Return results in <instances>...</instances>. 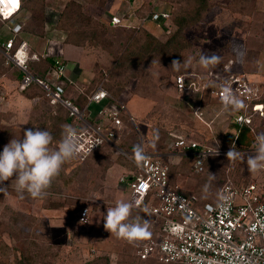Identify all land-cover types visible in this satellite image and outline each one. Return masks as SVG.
<instances>
[{"label": "rangeland", "instance_id": "374dc122", "mask_svg": "<svg viewBox=\"0 0 264 264\" xmlns=\"http://www.w3.org/2000/svg\"><path fill=\"white\" fill-rule=\"evenodd\" d=\"M125 1L126 0H44V7L42 9L44 27H33L31 29V35H33L31 43L32 49L34 50L36 48L35 50L41 52L45 47L47 39L58 38L57 36L60 35H58V32L55 33L54 31H52L54 29L66 36V32L64 33L62 30H59L56 25L54 27L51 21L55 22V20H53V17H56L58 18V22L60 16L64 12L66 5L69 2H74L82 9L85 15L104 25L107 24L111 15H115L117 13L116 11L121 6L122 9L129 8V11H135L139 9L137 16L139 17L138 24L134 21L131 22L132 25L135 24L141 26H145V24L149 21V16L152 12L155 13L166 8L170 11H172L173 9V11L177 14H185L190 10V7L188 5H184L182 4V1L178 0H174L171 2H169V0H131V5L125 4ZM35 2H37V0H35ZM41 2V0H38L39 5L42 4ZM21 11L22 12L17 18V21H21L20 23L26 26V22L31 16V12L27 10ZM17 21L15 20V22ZM130 23L128 21L125 22L127 26L131 27ZM159 24L160 30L158 32V37L160 40H165L170 32L168 34L166 33V28L162 25L163 22H160ZM11 27V22H0V39H2V41H4L3 39L5 37L11 36L9 31V28ZM172 28L173 25L170 21V31ZM25 32L26 31L24 30V33ZM116 32L117 33L114 32L112 34H106L105 38L109 43L108 45L101 44L98 47L86 46L85 49L81 48L83 51L82 59L84 63L88 65L89 70L93 71L92 76L94 77V81L96 80L95 82H97L101 78L102 73L106 72L108 73L109 89L112 92L122 90L119 94V98L122 97V95L127 98L128 96H131V94L133 95L134 92H136L135 90H137V88H140L141 86L139 79L127 80V78L124 76L123 71L119 69L113 70L114 56L120 51V47L122 49V46H125L126 37L127 35H129L128 32H121L120 30ZM28 33L30 34V32ZM184 33L190 44L192 45V48L189 50V58L187 59V61L190 60L191 63L190 67L187 69H184L180 72L174 71V73H172L174 76H176L178 73V75H180L187 74L189 72H197L201 74L203 71H206L198 63L201 51L206 54L215 53L220 56L221 62L215 69L211 70L218 72L220 69H224V66H230V72L232 74L240 76L244 81H247L251 85L256 95L255 101L262 100V98L264 97V63L261 64V67L258 68V66L254 62V59L256 57L254 52H264V48H262L264 47V0L256 1L255 8L250 16H246L240 9L238 3H236L235 1L212 0L209 10L205 13L203 18L200 21L196 22L194 25H191L189 28H187ZM35 40H37V42ZM63 42L65 43V39L63 40ZM48 48L49 46L46 47V49ZM249 57L250 59H248ZM262 58L264 60V54L262 55ZM260 68L263 71H260ZM11 71L12 69H10V66L5 64L4 56L0 52V114L2 115V123H11L16 127L23 126L31 117L34 118L33 120H35L36 123L43 122L45 118L44 116L51 112V108L42 99L39 101L35 99L30 105H24L21 104V102L19 103V82L17 83L11 78ZM149 72L151 76H147V79L150 80L149 84L151 82L153 87L151 88V86L149 85L148 90H155L158 88L162 90L161 93L155 95V106L151 114L152 117H150L153 121H155V119L159 120L160 117L164 118L163 115H166L167 106L163 104L162 101L163 98L166 97L165 93L172 94L174 92V86L172 83L173 77L170 76V78L167 79L166 77L168 76V71L163 68L152 67ZM252 74H254L255 77H253ZM162 78H164L163 81H161ZM142 88L144 90V88L146 87L143 85ZM70 93L71 91L68 90V97ZM143 93L144 92H141V94ZM186 98L188 97L184 95H181V97L179 98V100L184 103V107L181 108H178L177 104H174L171 101V105L176 110L181 109L178 111L180 112V118L178 116L177 119H182L181 116L185 117L186 124H184V127L192 129L193 139L201 146H205L211 149L217 148V144L219 145L221 139V134L228 132L224 131L225 127H218L220 122L215 121V115H213L214 112L219 111V106L222 107L219 104L221 103V101L211 97L208 98L210 99L209 102L207 101L208 104L211 103L213 99L214 102L211 104V110H209L208 113L204 115V121L206 122V124H208L209 127L206 128L207 131H203L201 126L198 127L200 130L193 129V126L196 127V122H194V119H197L193 117V109L190 104H186ZM138 102L139 101L136 100L131 101L127 105L130 113L133 116H136V114L141 110L142 104L139 105ZM245 105H247V108L244 110L247 113L251 114L252 103ZM90 111L91 113L94 112L92 111V108H90ZM232 113L233 112H228L227 115L225 112H223V116H221L223 125L230 126V124L233 122V119L231 120ZM236 113L238 112L233 113L234 117ZM169 120L170 118L164 120L162 123H154L150 126V131L154 133L153 137L151 136L150 138L154 139L155 134L158 133V139H155V141L153 142L150 141L154 150L158 149L159 143H161L160 140L164 138L163 131L169 128ZM252 120V127L254 128V133H252L253 137L256 139L257 134L264 133V117L256 115L252 117ZM188 121H190V123H188ZM156 124L161 125L160 129L158 126H154ZM15 131H17L16 133L19 136L22 132V129L15 128ZM172 137L173 135H171L168 139H171ZM148 140L150 139L148 138ZM168 143H170V140H168ZM220 152L222 153L218 155V157L209 156L210 159L214 158L211 162L212 164L206 166V169L201 174H195L193 170L191 171V162H185L183 155L179 159V162L177 164L171 165L172 171H170L169 181L172 183V187L175 189L176 186L174 185H176L180 179H184L186 180L184 182L188 183L184 186V188L188 190H184L182 192L191 193L193 191H196L197 188L203 189L204 185L209 181V173H211L215 175V179L211 181V187L209 190L210 197H214L213 199L216 198L221 186L228 181L232 182L238 188L250 182H253L259 187L262 198L264 199V173H261L259 175H252L247 170L246 162L241 164H232L226 157L227 152L221 150ZM249 154H252V150ZM123 155L126 156V154ZM125 156L123 157L121 154H118L112 148H108L107 150V157H110V160L112 158L115 159V161L116 158L118 160H121L125 158ZM127 158H130V156H128ZM90 166V161L81 164V167L78 168V171L73 178V185L69 184L66 187H63L62 181H58L57 183L59 186L57 188V191L61 196H59L57 200H49V204H55L57 205V207H62V211L64 212L63 217L64 219H66V221L68 220V217H76L77 219H79V213L83 208L88 209V216H90V221L92 215L97 213V209L99 208V206H102L96 203L95 199L94 203H87V198L92 184L96 183V181H94L92 177H98V174L101 172V170L99 169L98 171H96L97 174H92L93 169ZM66 172L72 175V173H70V170H66ZM13 179H15V177H13ZM4 183L7 186V190L3 192L2 196H0V217L3 216L0 218L1 220H3L0 221V223L4 224L0 225V264H16L14 260V254L17 253V251L22 252L28 246V244H30V242L34 243L31 248L33 254H35L36 252L43 253L46 251V249H48V253L56 255L54 258L50 259L51 261L43 260L40 261L39 264H88L91 262L84 261L85 254L89 251V247H78L77 245H75L76 242L74 240H67L65 242L62 241L57 245L50 243L48 237L45 236L43 232L40 233L39 227L41 228L42 224L39 223L38 207L36 206L34 208L22 203L23 200L25 198L28 199V197L25 196L24 199L19 198L18 194L15 191L14 180L13 182H10L9 180ZM31 200L33 201L34 199ZM8 208H10L14 212L21 213L22 215L27 216L26 218H22V220L23 222L27 221L28 226H30V223H32L30 229L31 232L27 233V231H25L26 228H24V230H19V225L11 227L9 221L10 214L5 211ZM28 208L30 211H28ZM42 227H44V225ZM10 231L14 232L12 236H10ZM144 240L132 243V245H128L127 249L120 253L121 258H127L128 260L129 257L133 258V256H135L136 254V251L138 250L139 245H141ZM4 244L7 247H5ZM123 262L124 259L122 260V264ZM111 263L116 264L117 260L112 261L111 259Z\"/></svg>", "mask_w": 264, "mask_h": 264}, {"label": "built area", "instance_id": "2783aa9c", "mask_svg": "<svg viewBox=\"0 0 264 264\" xmlns=\"http://www.w3.org/2000/svg\"><path fill=\"white\" fill-rule=\"evenodd\" d=\"M20 9V0H0V19L11 20ZM149 17L151 22H163L166 33L170 32L167 12H152ZM108 23L113 27H129L118 15L110 16ZM21 30L20 24H14L9 28L11 36L0 44L5 64L14 66L21 72L18 90L21 92L32 84L38 85L44 91L49 105H61L70 117L86 125L84 130L78 131L80 159L83 160L102 144L116 140L123 126L121 116L126 112L121 100L111 97L99 86L88 98L87 106L81 110L65 97V66L58 59L54 60L43 80L35 79L28 70L29 62L37 61L45 54H31L25 42H21L14 50L15 39ZM224 67L218 72L209 70L206 74L189 72L177 75L173 78L175 90L180 96H202L207 93L211 98L221 101L223 87L228 86L245 104L253 103L256 95L251 85L240 76L232 74L230 66ZM108 101L109 105H101ZM91 104L101 105L97 111L99 121L95 124L85 118L86 110ZM246 108L247 105L244 109ZM251 108V114L244 109L236 113L234 122L238 126H251L254 133L252 117H264V112L261 104H252ZM130 120L132 121L131 118ZM93 143L96 145L90 152L89 148ZM175 147L192 154V169L195 174L202 170L206 157L214 156L205 153L212 150L211 148L190 140H179ZM218 152V155L222 153ZM143 157L139 164L136 156L130 157L137 170L135 177L128 183L130 201L134 200V208L138 209H144L148 199L157 201L156 206L145 207L153 216L157 234L138 248L136 255L141 260H152L160 264H264V199L257 184L250 182L238 188L228 181L221 186L215 204H200L195 196H186L170 187L167 164L145 154ZM220 195L230 197L227 212L220 206ZM88 214L87 208L81 210V225L88 224Z\"/></svg>", "mask_w": 264, "mask_h": 264}, {"label": "crops", "instance_id": "0c3cea01", "mask_svg": "<svg viewBox=\"0 0 264 264\" xmlns=\"http://www.w3.org/2000/svg\"><path fill=\"white\" fill-rule=\"evenodd\" d=\"M20 1L22 5V0ZM125 4L131 5L132 4L131 0H126ZM20 11L15 15L17 16V18L20 16L22 12ZM126 11H129V8L122 9V6H121L120 8H118V10L116 11L117 13L115 15H118V13L120 12H126ZM57 19L58 18L53 17V20H55V22L51 21L50 19L54 27L56 25ZM134 22L136 23V21ZM18 24L21 25V23H18ZM106 25H110V24L107 22ZM130 25L131 27L129 26L128 28H125V29L129 30L130 28H136L137 26H141V25H135V24L132 25V22L130 23ZM159 26L160 24L148 21L145 24V26H142V27L146 29L148 32H150L152 35H154L155 37L159 38L158 37V32L160 30ZM52 31H54L55 33L58 32L59 33L58 35L60 36H57L58 38L47 39L45 43V47L42 49L41 52H38L37 50H35L36 48L34 49L35 51L32 49L31 43H32L33 35H31V33L30 34L28 32L24 33V31L21 30L17 38L21 39V42L27 43L31 54H38V55H41L43 53L45 55L48 54V55L53 56L54 59L60 60L64 64L65 66L64 80L66 82L65 97L68 98L73 103L75 102L74 104L78 108L83 110L87 106L88 98H89V97H86L87 98V102H86L84 95L86 94V92L88 91V89L91 87V85L94 82V77L92 76L93 71H90L88 65L84 63L82 59L83 51L81 48L64 43L63 40L65 39L66 36H64L63 33L55 29ZM6 38H9V37H6ZM4 41L1 40L0 44ZM35 41L37 42V40ZM48 46L49 48L46 49V47ZM263 54L264 52L260 53L258 56V64H257L258 68L261 67V64L264 63V60L262 58ZM39 60L32 61V62H38ZM48 71L45 74L44 78L47 76ZM260 71H263V70H261L260 68ZM206 73H207V70L203 71L201 74H206ZM252 76L255 77L254 74H252ZM105 81H106V78H102L97 88L99 86L103 87V84L105 83ZM172 83H173V79H172ZM68 90L71 91V93L69 94V97L67 96ZM155 95H156V92H155ZM155 95H151V97L149 96V97L142 98L134 94L133 95L131 94V96H128L127 98L123 95L120 98H115V99L121 100V102L126 107V112L122 114L125 116L126 119L125 121L122 120L123 126L118 133L117 139L114 140L112 143L102 144L96 150L89 153L83 160L80 159L79 157H76L83 164L86 163L87 161L91 162L90 167L93 169L92 174H95L96 171H98L99 169L101 170V172L98 174V177H92L94 181H96V183L92 184V187L89 191V195L87 198V203L88 204H90L89 202L94 203L96 200V203L102 206H99V208L97 209V213L92 215L88 224L81 225L78 222L79 219H77L76 217L70 218L67 216L68 220L66 221V219H64L63 217L64 212L62 211V207H57V205L55 204L54 205L49 204V200L54 201V200H57L59 196H61L59 195L60 194L59 192L58 193L48 192L44 199L33 200V201L31 200L32 198L27 193L24 194V197L26 196L28 197V199L25 198L22 203L28 206H32L34 208L36 206L38 207L39 223H41L42 226L44 225V227L42 226L41 228L39 227V230H40V233L43 232L45 236L48 237V240L50 243L57 245V244H60V242L62 241L65 242L67 240L68 241L74 240L76 242L75 245H77L78 247H89V251L86 252L85 254L84 261H91L93 260V258L99 255H106L110 258V260L112 259V261H116L120 253L126 250L128 245H132V243H129L126 240L117 238L115 234L109 233L104 228V218H105L107 211L110 208L114 207L118 202L122 200L123 201L131 200V192H130L128 183L130 182L132 178L135 177V175L137 174V170L135 166L133 165L132 161L130 160V158H127V157L128 156L135 157L136 153L134 152V148L139 146L142 149L143 154L153 159H156L163 164H167L170 169L171 165L177 164L179 162V159L183 155L186 154V155H189L190 157H193L190 152L183 151L175 147V143L182 139L196 142L192 137L193 136L192 129L184 127V124H186L185 117L181 116L182 119H179L180 112L178 111L181 109L176 110L171 105V101H172L174 104L175 103L177 104L178 108L184 107V103H182L179 100L181 96L176 92L175 87H174V92L172 94L165 93L166 97L163 98L162 103L165 104L168 109L166 108L167 111L165 110L166 115H163L164 118L160 117L159 120L155 119L156 122L150 118L152 117L151 114L155 106V99H156ZM186 97H188L186 98V104L188 105L190 104V106L193 109V117L197 119V120L194 119V122H196V127L193 126V129L200 130L198 127L201 126L203 131H207L206 128L209 126L204 121V115L208 113L209 110H211L210 107H211V104L214 102V99L213 101H211V103L208 104L207 101L209 102L210 99L208 98H210V96L207 93H204L202 96L187 95ZM135 100L139 101L138 104L139 105L142 104V107H141L140 112L137 113L136 116H133L130 113L127 105L129 102L135 101ZM32 101L25 100L21 96L19 97V100H18L19 103L21 102V104H24V105H30ZM184 102H185V99H184ZM109 103H110L109 101L103 102L101 105L102 106L109 105ZM219 104L222 106L221 103ZM101 105L91 104L89 108L86 110L85 118L91 124H95L97 123V121H99L97 117V111L99 110ZM90 108H92V111L94 112L91 113ZM218 108H219V111H218L219 113L218 112L213 113V115H215V121L220 122L218 127L222 128L223 126V128L225 127L224 131H231L230 126L222 124L221 116H223V112H225L223 110V107L219 106ZM225 113L228 115V112H225ZM178 116L179 118L177 119ZM130 118L132 119V121L130 120ZM169 118H170L169 126L167 125L169 128L163 131L164 138L160 140L161 143H159L158 149L154 150L151 144V142H153L154 139L150 138L151 136L153 137L154 133L150 131L151 130L150 126L153 125L154 123H159V122L162 123L164 120H167ZM234 118H235L234 114L232 113L231 120L233 119V122H234ZM177 120H180V121H177ZM188 123H190V121H188ZM154 126H158L160 129L161 125L156 124ZM171 135H173V137L171 139H168ZM148 138L150 140H148ZM168 140H170V143H168ZM122 146H124L125 148L127 146L129 147V149L124 150ZM108 148H112L118 154H121L123 157L125 156L123 154H126L125 158L121 160H118L116 158V161L113 158L110 160V157H107ZM184 181L186 180L180 179L178 183L174 185L176 186L175 189H178L179 191L175 190L172 187L173 185H171L172 183L169 181L170 187L179 193H181L184 190H188L184 188V186L188 184V183H185ZM151 205L156 206L157 201L153 199H148L145 207H149ZM145 207L144 209L134 208L132 212V216L134 218H140V214L142 212L152 216L146 210ZM28 211H30L29 208H28ZM141 220H143V218ZM150 232L153 233V236L145 239L141 243V245H143L146 240L154 238L156 236L157 231H156V226L154 222L152 223ZM141 245H139V247Z\"/></svg>", "mask_w": 264, "mask_h": 264}, {"label": "trees", "instance_id": "16d2710c", "mask_svg": "<svg viewBox=\"0 0 264 264\" xmlns=\"http://www.w3.org/2000/svg\"><path fill=\"white\" fill-rule=\"evenodd\" d=\"M42 4L39 5L38 0L35 2V0H22V5L20 10H27L31 12L30 18L26 22V26L21 24V29L26 32L32 33L31 29L34 27L43 28L44 27V19H43V7H44V0H41ZM174 0H169V2ZM182 1V4L188 5L190 7L189 12L182 14V13H176L173 11H170L168 9H163L161 11L167 12L169 14L170 21L173 25V28L171 29L170 33L166 37L165 40H160L159 38L152 35L150 32H148L146 29H144L142 26H137L136 28H130L128 31L122 26L112 27L110 25H104L101 23L96 22L89 16L85 15L82 9L75 4L74 2H69L62 15L60 16V19L58 20L56 27L59 30H62L63 32H66V38L65 43L68 45H72L75 47H80L82 49H85L86 46H94L98 47L101 44H109L106 40V34H112L117 33L116 31L120 30L121 32H128L129 35L126 37L125 46H122V49L120 47V51L114 56V69H119L124 72V76L127 78V80L132 79H139L140 82V88L138 87L136 92H134V95L139 97H149L151 95H156L161 93L162 90L160 88L155 89H149V85L151 88L153 85L149 84V81L147 79V76H151L149 71L152 69V67H158L163 68L168 71L167 79L172 76L173 78L176 77L172 73L174 71H177L173 68L172 62L173 60L180 61L181 67L180 71L184 70V64L183 62L187 61L189 58V50L192 48L189 40L187 39L185 35V30L189 28L191 25H194L196 22L200 21L205 13L209 10L211 1L212 0H178ZM238 3L240 6V9L242 12L247 16L252 13V11L255 8L256 1L257 0H232ZM21 12V11H20ZM138 12L139 9L135 11H126V12H120L118 13V16L121 17L124 24L126 21H136L138 24ZM182 14V15H181ZM17 21V16L13 17L11 20H5L2 21L0 19L1 23L11 22L12 25L15 23H20ZM7 39L6 37L3 39ZM2 39H0L1 41ZM21 43V39L16 38L14 42V50L19 46ZM264 48V47H262ZM255 59L254 62L257 65L258 64V56L260 54V51L254 52ZM250 59V57L248 58ZM54 57L51 55H45L43 58H41L38 62H29L28 70L30 74L38 80H43L45 74L50 69L51 66L54 64ZM11 71V78L19 82L21 79V72L14 66H10ZM128 73V74H127ZM126 74V75H125ZM102 78H106L105 83L103 84V88L113 97V98H119V94L122 90H118L116 92H112L109 89L108 86V73L104 72L101 75V78L97 82H93L91 87L88 89L86 94L84 95L85 101L87 102L86 97H90L97 86L100 84V81ZM164 78L161 79L163 81ZM145 86L146 88H142V86ZM141 92H144L141 94ZM20 96L25 100H44L48 106L51 108V112L46 114L44 117V121L41 123H36L34 118H29L27 122L23 126L16 127L14 124H4L1 121L2 115L0 114V152H2L3 147L9 143V141L13 138H23V132L25 129L29 128H37L39 127L41 130L46 129L49 131L53 137V143L52 147L55 148L58 144V142L62 139V134L67 126H72L77 131H82L86 128V125L69 116L68 112L61 106V105H49L48 101L44 97V91L36 84H32L29 88H27L25 91H19ZM75 103V102H74ZM252 104H261L264 107V97L260 101H254ZM78 105V104H77ZM80 107V106H79ZM122 120L125 121V116H121ZM15 128L22 129V132L20 135H17V131H15ZM230 130L224 134H221V139L219 142L218 150L228 152L230 147L237 148V150L250 153L252 150V147L254 145L255 138L253 137V133L251 131V126H238L235 122H232L230 124ZM19 133V132H18ZM131 142V141H130ZM124 150H128L129 147L122 146ZM212 157V156H211ZM215 157H218L215 156ZM184 161L185 162H191V171L192 164H193V157H190L189 155H184ZM214 158L210 159L206 157L202 170L198 173L201 174L205 169L206 166L212 164V160ZM217 159V158H215ZM82 162H80L77 158L72 159L71 161L67 162L60 172V175L53 181L51 187L48 189V192L55 193L58 188V181H62V186L66 187L67 185L71 184L73 185L74 181L73 178L76 175V172L78 171V168L81 167ZM76 167V168H75ZM74 169V170H73ZM66 170H70L69 173L66 172ZM75 171L73 173V171ZM170 171H172V168L169 169L168 177L170 176ZM67 173V175H66ZM218 192V191H217ZM182 194L186 196H195L198 200V203H212L215 204L217 202V196L215 199L214 197H210V194H208L207 198H204L203 189L197 188L196 191H193L191 193H184ZM3 192H0V196H2ZM147 204V202L145 203ZM7 213L10 214V225L11 227H14L15 225H19V230L27 231V233L31 232V224L28 226L27 221L23 222L22 218H26L27 216L22 215L21 213H17L12 211L10 208L5 210ZM3 217V216H1ZM0 217V218H1ZM5 217V216H4ZM6 218V217H5ZM21 218V219H20ZM143 218V220H141ZM144 220L148 221V231H151V226L153 223V218L149 214H146L142 212L140 214V222L143 223ZM0 221H3L0 219ZM3 223H0L2 225ZM4 225V224H3ZM10 227V228H11ZM14 232L10 231V236L13 235ZM153 233L150 232V236L152 237ZM34 243L28 244V246L21 252L17 251V253L14 254V260L16 264H39L40 261L43 260H50L54 258L56 255L48 253V249H46L43 253L36 252L33 254V251L31 250L32 245ZM5 247H7L4 244ZM50 249V248H49ZM124 259L123 264H160L152 260H141L137 255L133 256V258L129 257V260L127 258H121L119 255L117 258L116 264H122V260ZM51 261V260H50ZM88 264H111V260L106 255H99L93 260H91Z\"/></svg>", "mask_w": 264, "mask_h": 264}, {"label": "clouds", "instance_id": "9594fccd", "mask_svg": "<svg viewBox=\"0 0 264 264\" xmlns=\"http://www.w3.org/2000/svg\"><path fill=\"white\" fill-rule=\"evenodd\" d=\"M221 62L220 56L215 53L206 54L201 51L198 59L199 65L205 69H215ZM191 61L183 62L184 68L190 67ZM181 62L173 60L172 66L179 71ZM221 103L225 112H239L245 108V103L238 98L230 87H223ZM158 139V133L154 136ZM53 137L46 129L37 128L25 129L23 138H13L3 147L0 152V192H5L7 186L4 182L15 181V191L20 199H24L27 193L32 199H44L53 181L60 175L62 167L80 154V135L72 126H67L62 134V139L55 148L52 147ZM93 143L89 148L91 152ZM136 162L139 164L143 160L142 149L134 148ZM212 155H218L217 148H212ZM228 161L232 164L246 162L247 170L252 175L264 173V133L256 136L252 147V154L230 147L226 153ZM15 177V179H12ZM215 175L209 173V181L204 185V198H207L211 187V181ZM230 197L220 195V206L224 212L228 211L227 203ZM136 207V202L120 201L110 208L104 218V228L119 239L129 243H135L147 239L150 236L148 231V221L140 222V218H134L132 212Z\"/></svg>", "mask_w": 264, "mask_h": 264}]
</instances>
